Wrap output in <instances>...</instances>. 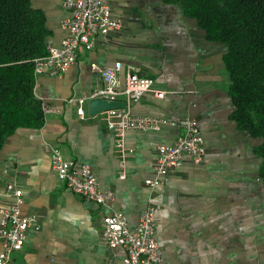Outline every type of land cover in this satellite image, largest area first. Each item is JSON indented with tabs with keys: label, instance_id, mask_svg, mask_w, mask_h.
Here are the masks:
<instances>
[{
	"label": "crops",
	"instance_id": "crops-1",
	"mask_svg": "<svg viewBox=\"0 0 264 264\" xmlns=\"http://www.w3.org/2000/svg\"><path fill=\"white\" fill-rule=\"evenodd\" d=\"M50 30L47 43L59 45L66 35L61 21L69 15L64 0H30ZM122 26L97 39L61 74L45 68L36 75L35 94L42 100L41 128L19 127L0 149V207L22 192L21 213L37 216L40 227L27 230L22 250L8 264H122L125 251L102 240L101 219L124 213L133 228L147 205L155 208V236L163 250L159 264H264V186L253 147L258 139L238 130L230 117L227 75L222 47L205 39L194 19L162 0H108ZM123 81L130 70L154 78L132 113L163 121L158 130L128 131L125 143L134 149L124 179L118 177L113 137L101 118L90 114L88 97L101 87L90 64L112 68ZM122 83V82H121ZM84 97V117L76 109ZM73 99V100H71ZM197 120L205 156L194 163L184 156L168 173V182L154 188L157 147L181 133L179 120ZM170 121L172 123H170ZM88 163L101 190H112L107 207L71 192L51 170L49 149ZM1 248V246H0Z\"/></svg>",
	"mask_w": 264,
	"mask_h": 264
},
{
	"label": "built area",
	"instance_id": "built-area-1",
	"mask_svg": "<svg viewBox=\"0 0 264 264\" xmlns=\"http://www.w3.org/2000/svg\"><path fill=\"white\" fill-rule=\"evenodd\" d=\"M63 4L69 10V15L61 21L66 35L59 45L47 43L46 54L34 59L35 75L45 68H51L56 75L65 73L76 63L80 53L95 46L98 37L122 26L121 18L112 12L108 0H64ZM120 65V62H116L114 67L105 68L90 64L91 70L99 74L102 84L88 99L99 97L124 103L122 107L103 110L101 116L113 137L118 177L124 179L127 160L134 154V149L125 143L126 133L131 130H158L163 123L156 117L135 115L131 108L146 92L153 91L157 97H162L168 91H157L154 89V78L132 69L120 81L117 75ZM75 100L78 102L76 113L83 118L86 98ZM178 123L182 131L176 139L171 144L157 147L153 175L144 180L150 188L166 184L169 171L180 166L184 156L194 163L200 162L205 156L197 120L184 117ZM45 144L49 149L51 170L71 192L104 207L109 205L114 199V192L100 189L97 177L88 163L66 157L58 146ZM6 191L14 199L7 208L0 207V264H8L12 253L23 249L27 230L40 227L37 216L21 213V190L8 183ZM155 221V208L150 204L144 208L133 228L129 227L123 212L112 211L101 219L102 240L108 247L124 249L122 264H159L163 259V250L155 236Z\"/></svg>",
	"mask_w": 264,
	"mask_h": 264
},
{
	"label": "trees",
	"instance_id": "trees-1",
	"mask_svg": "<svg viewBox=\"0 0 264 264\" xmlns=\"http://www.w3.org/2000/svg\"><path fill=\"white\" fill-rule=\"evenodd\" d=\"M197 22L205 39L222 47L230 117L258 139L264 186V0H162ZM50 30L30 0H0V149L19 127L41 128L42 100L35 94L34 59L46 54Z\"/></svg>",
	"mask_w": 264,
	"mask_h": 264
},
{
	"label": "water",
	"instance_id": "water-1",
	"mask_svg": "<svg viewBox=\"0 0 264 264\" xmlns=\"http://www.w3.org/2000/svg\"><path fill=\"white\" fill-rule=\"evenodd\" d=\"M124 106L123 102L119 101H107L105 99L95 97L88 100V111L90 114H97L106 109L122 107Z\"/></svg>",
	"mask_w": 264,
	"mask_h": 264
}]
</instances>
